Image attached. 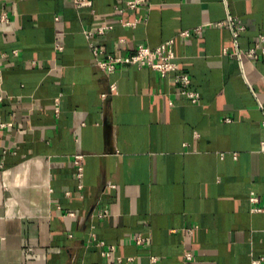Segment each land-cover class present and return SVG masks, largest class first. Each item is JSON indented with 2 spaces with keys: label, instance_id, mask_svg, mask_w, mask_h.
Segmentation results:
<instances>
[{
  "label": "crops",
  "instance_id": "1",
  "mask_svg": "<svg viewBox=\"0 0 264 264\" xmlns=\"http://www.w3.org/2000/svg\"><path fill=\"white\" fill-rule=\"evenodd\" d=\"M90 1L0 0V264H264V0Z\"/></svg>",
  "mask_w": 264,
  "mask_h": 264
},
{
  "label": "built area",
  "instance_id": "2",
  "mask_svg": "<svg viewBox=\"0 0 264 264\" xmlns=\"http://www.w3.org/2000/svg\"><path fill=\"white\" fill-rule=\"evenodd\" d=\"M141 1L142 0H128L126 1V5L130 8H135ZM90 2H91L90 0H75V4L78 7L85 6ZM2 18L7 19V15L5 14L2 15ZM240 28L242 29L243 27ZM199 30L200 28H196L194 31H199ZM189 34H190L189 30L182 32V35H189ZM260 39L261 41L264 42V35H261ZM174 43L175 40L171 39L154 48L141 44L138 46L134 54L126 58L113 57L110 55L108 60L102 62L101 65H103L109 70H113L115 68L116 63H121V62L133 63L139 66L151 67L152 69L158 71L162 76L166 77L172 73H175L178 69V65L176 62V55L174 51ZM256 52H257L256 48H251L249 50H246L245 54L248 56L256 57L257 55ZM236 54L241 58L243 52L238 51V53ZM174 80L182 84H188L191 81L190 76L187 74H175ZM112 90H115L114 85H112ZM188 94L196 100L197 98L196 94L192 92H188ZM6 126H7L6 123L0 121V130L6 128ZM4 152L7 151L4 150ZM75 161L77 163H80L79 157H76ZM79 170H80L79 174H81L82 171L81 166L79 167ZM188 257H190V254L188 255ZM259 263H260V259L255 260L253 264H259Z\"/></svg>",
  "mask_w": 264,
  "mask_h": 264
}]
</instances>
